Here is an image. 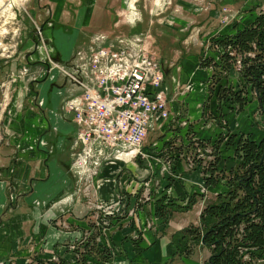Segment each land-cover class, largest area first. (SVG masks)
<instances>
[{"label": "rangeland", "instance_id": "1", "mask_svg": "<svg viewBox=\"0 0 264 264\" xmlns=\"http://www.w3.org/2000/svg\"><path fill=\"white\" fill-rule=\"evenodd\" d=\"M98 5L90 13L104 12L100 25L80 37L78 28L54 21L53 0H0V264H17L19 258L25 264H108L133 246L141 247L145 260L156 244H166L173 258L205 264L211 249L190 230L203 232V211L232 187L219 174L209 183L211 170L229 171L236 162L224 144L217 161L212 145L230 132L264 140L256 93L250 87L242 93L243 109L232 94L242 90V57L223 42L252 25L264 0H99ZM74 17L66 11L62 20ZM99 33L112 40L139 39L161 61L169 120L124 153L105 148L84 168L76 167L77 148L62 168L56 146L43 137L44 123L39 135L27 139L37 125L28 123L26 114L43 115L47 109L41 85L56 83L47 71L52 62H73ZM226 55L236 60L228 71ZM219 91L229 92L228 98L219 100ZM64 190L72 209L51 212ZM64 236L68 259L60 255L63 245L56 249Z\"/></svg>", "mask_w": 264, "mask_h": 264}, {"label": "built area", "instance_id": "2", "mask_svg": "<svg viewBox=\"0 0 264 264\" xmlns=\"http://www.w3.org/2000/svg\"><path fill=\"white\" fill-rule=\"evenodd\" d=\"M133 38L112 40L99 33L92 37L88 51L73 62L51 61L50 79L56 80L57 72L80 91L65 101L79 127L77 168H84L105 148L124 153L140 144L149 131L160 129L163 122L167 125L163 65Z\"/></svg>", "mask_w": 264, "mask_h": 264}, {"label": "trees", "instance_id": "3", "mask_svg": "<svg viewBox=\"0 0 264 264\" xmlns=\"http://www.w3.org/2000/svg\"><path fill=\"white\" fill-rule=\"evenodd\" d=\"M223 44L232 45L242 57L239 70L242 90L239 93L232 91L240 109L246 105L242 95L250 87L256 93L264 115V11L251 26L239 31L234 38H227ZM253 52L255 57H249L248 54ZM224 58L228 71L236 60L234 56L226 55ZM228 93L223 95L219 91L218 99H227ZM223 144L225 149L233 151L235 167L224 172L214 167L211 171L215 176L209 178L208 182H216L219 174L227 178L232 187L219 203L203 211V232L192 229L190 233L201 235L204 245L211 249L205 264H260L256 262L264 261V140L258 143L249 136H238L231 132L227 138L221 135L212 145L217 161ZM242 249L246 251L242 252ZM92 250L89 253L95 254ZM184 253L188 254L186 250ZM245 254H249L251 260L245 261Z\"/></svg>", "mask_w": 264, "mask_h": 264}, {"label": "crops", "instance_id": "4", "mask_svg": "<svg viewBox=\"0 0 264 264\" xmlns=\"http://www.w3.org/2000/svg\"><path fill=\"white\" fill-rule=\"evenodd\" d=\"M57 2V6L55 11L57 12L54 17V21L57 22L58 25L61 26H73L75 30H79V35L80 37L85 34L86 32H90V29L92 27H95L100 23V18L104 14V12H101L98 16H91V11H96L99 8V0H53ZM70 1V2H69ZM75 1V3H72ZM108 9V8H106ZM105 9V10H106ZM103 10V11H105ZM69 12V14H72V12H75V17L74 21H63L62 17L64 16V12ZM96 13V12H95ZM105 30V29H104ZM103 29L99 30L98 32H105ZM91 34H89L87 37L89 38ZM87 38V40H88ZM39 56H34L33 58H38ZM49 71V67L47 69ZM50 79V77H49ZM51 80V79H50ZM52 82H56L53 84L50 88H46V85H41V97L45 100L46 102V108L44 110L43 115L35 113L33 115L31 112H28L26 114V121L28 123H35L37 125V128L27 132L29 136L27 137L28 140L33 139L36 135H39V130H38V125L41 123H44L43 125L45 126V130L43 132V137L48 139L49 142H52L54 146H56L57 150V161L58 165L64 168V164L66 163L67 159H70L71 156L72 158L74 157V154L76 153L77 146L76 144V138H77V132H78V124L74 119V114L67 111L64 103L65 100L72 97L79 95V92L68 84L65 80V78L61 76H57L56 80H51ZM64 88V89H63ZM45 93V95H44ZM22 117H20L21 119ZM42 131V130H41ZM42 133V132H41ZM73 161V160H72ZM48 163H51V161H48ZM46 163V165H48ZM58 167V166H56ZM53 168V167H52ZM60 170V168H57ZM18 185V184H17ZM67 190H64V192L58 196V198L55 199V205L53 208H51V212L55 213L59 208L62 207H67L71 208L68 204L66 205L65 203H68V201L72 204L73 203L70 201L72 197H68ZM67 198L65 199V197ZM54 197V196H52ZM74 198V197H73ZM49 200V199H48ZM64 200V201H63ZM73 200V199H72ZM65 204V205H64ZM72 209V208H71ZM25 219V218H23ZM72 217L70 219L71 222L75 224H79L82 226V222H77V220ZM30 223V222H29ZM28 223V225H29ZM18 228L20 227L17 226ZM25 226L20 227V231L24 234L25 233ZM51 231V230H50ZM49 232V231H48ZM50 233V232H49ZM65 243L64 244H59L57 243V247H60L63 245V250L60 249V255L66 257L68 259L72 254L69 251V244L67 242V238L64 236L62 238ZM67 239V240H66ZM60 245V246H59ZM166 244H164V247L159 246V244H156L155 247H153V250L151 249L149 252H146V258L145 260H142V251L141 247L138 248H128V250L131 249L130 253L128 250L127 254L120 258H113L108 262V264H189V259L188 257H183V258H173V251L166 249L165 248ZM15 247V245H14ZM20 246L16 244V249H18ZM55 248V246H54ZM137 252L140 253L138 259H132L133 255H135ZM144 253V252H143ZM64 259V258H63ZM147 259L149 261H147ZM174 259V260H172ZM78 260V259H76ZM17 264H25L24 258H19L17 260ZM77 264L78 261H77Z\"/></svg>", "mask_w": 264, "mask_h": 264}, {"label": "bare ground", "instance_id": "5", "mask_svg": "<svg viewBox=\"0 0 264 264\" xmlns=\"http://www.w3.org/2000/svg\"><path fill=\"white\" fill-rule=\"evenodd\" d=\"M50 67V66H49ZM51 74H52V72H51ZM67 82V81H66ZM68 83V82H67ZM69 84V83H68ZM80 92V91H79Z\"/></svg>", "mask_w": 264, "mask_h": 264}, {"label": "water", "instance_id": "6", "mask_svg": "<svg viewBox=\"0 0 264 264\" xmlns=\"http://www.w3.org/2000/svg\"><path fill=\"white\" fill-rule=\"evenodd\" d=\"M260 100V99H259Z\"/></svg>", "mask_w": 264, "mask_h": 264}]
</instances>
